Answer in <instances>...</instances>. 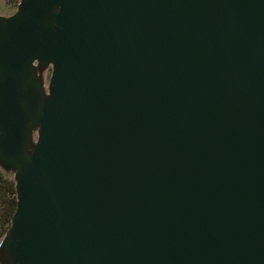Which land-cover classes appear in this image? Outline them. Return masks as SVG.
<instances>
[{
    "label": "water",
    "instance_id": "1",
    "mask_svg": "<svg viewBox=\"0 0 264 264\" xmlns=\"http://www.w3.org/2000/svg\"><path fill=\"white\" fill-rule=\"evenodd\" d=\"M0 163L3 264H264V0H21Z\"/></svg>",
    "mask_w": 264,
    "mask_h": 264
},
{
    "label": "trees",
    "instance_id": "2",
    "mask_svg": "<svg viewBox=\"0 0 264 264\" xmlns=\"http://www.w3.org/2000/svg\"><path fill=\"white\" fill-rule=\"evenodd\" d=\"M14 8L20 0H7ZM16 208V193L14 183L5 178L0 172V238L10 227V222Z\"/></svg>",
    "mask_w": 264,
    "mask_h": 264
},
{
    "label": "rangeland",
    "instance_id": "3",
    "mask_svg": "<svg viewBox=\"0 0 264 264\" xmlns=\"http://www.w3.org/2000/svg\"><path fill=\"white\" fill-rule=\"evenodd\" d=\"M21 2V0H20ZM17 11V7L14 8L7 0H0V18L6 19L13 15ZM35 73L38 77L43 92H47L48 81L51 75V67H39L35 65ZM0 172L1 174L7 178L8 180L15 182V170L11 167H8L2 163H0ZM3 239L0 238V264H3V257H2V247H3Z\"/></svg>",
    "mask_w": 264,
    "mask_h": 264
}]
</instances>
